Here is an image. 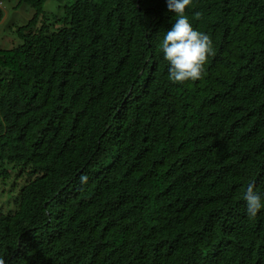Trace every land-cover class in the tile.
Listing matches in <instances>:
<instances>
[{
	"label": "trees",
	"instance_id": "trees-1",
	"mask_svg": "<svg viewBox=\"0 0 264 264\" xmlns=\"http://www.w3.org/2000/svg\"><path fill=\"white\" fill-rule=\"evenodd\" d=\"M19 1L35 15L0 46V261L264 264L243 199L264 196V0H192L212 52L184 83L165 0H73L54 30L47 0Z\"/></svg>",
	"mask_w": 264,
	"mask_h": 264
},
{
	"label": "clouds",
	"instance_id": "clouds-1",
	"mask_svg": "<svg viewBox=\"0 0 264 264\" xmlns=\"http://www.w3.org/2000/svg\"><path fill=\"white\" fill-rule=\"evenodd\" d=\"M169 12L175 13V23L160 40L163 59L168 63L169 79L174 83L196 81L201 78L203 66L212 52L210 37L198 31L185 14L192 0H165ZM246 213L255 217L264 209V196L250 183L243 193ZM3 264V261H0Z\"/></svg>",
	"mask_w": 264,
	"mask_h": 264
},
{
	"label": "rangeland",
	"instance_id": "rangeland-1",
	"mask_svg": "<svg viewBox=\"0 0 264 264\" xmlns=\"http://www.w3.org/2000/svg\"><path fill=\"white\" fill-rule=\"evenodd\" d=\"M70 1L73 0H47L43 12L39 16V26L44 24L46 17L48 28L56 29L60 24L58 19L64 14L66 3ZM0 4L5 10V17L0 23V46L3 48L15 47L22 42L18 35L19 28L29 22L35 15V10L28 3L19 0H0ZM22 183L21 179L17 181L14 190L17 191ZM5 187L7 188L4 192L10 188L8 185ZM6 198L7 192L2 196V200L5 201Z\"/></svg>",
	"mask_w": 264,
	"mask_h": 264
}]
</instances>
